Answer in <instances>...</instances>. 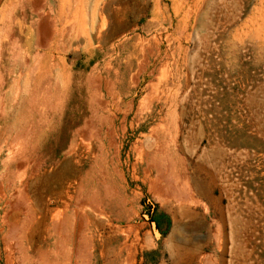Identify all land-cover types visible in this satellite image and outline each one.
<instances>
[{
	"label": "rangeland",
	"instance_id": "1",
	"mask_svg": "<svg viewBox=\"0 0 264 264\" xmlns=\"http://www.w3.org/2000/svg\"><path fill=\"white\" fill-rule=\"evenodd\" d=\"M66 181L121 217L91 258L51 233ZM0 193V264H264V0H0Z\"/></svg>",
	"mask_w": 264,
	"mask_h": 264
},
{
	"label": "bare ground",
	"instance_id": "2",
	"mask_svg": "<svg viewBox=\"0 0 264 264\" xmlns=\"http://www.w3.org/2000/svg\"><path fill=\"white\" fill-rule=\"evenodd\" d=\"M88 9V8H87ZM78 11V10H77ZM88 11V10H87ZM86 13V12H85ZM84 13V14H85ZM89 13V12H88ZM86 14L87 17L90 14ZM78 17V14L76 15ZM46 19V18H45ZM46 21V20H45ZM49 21V20H48ZM48 23V22H45ZM50 23V22H49ZM52 23V22H51ZM73 23V22H72ZM79 22H76L75 20V25H69L72 26L70 29L64 31L62 34L63 36H69V32L71 30V32L76 31V24ZM80 24V23H79ZM50 26V25H49ZM82 26V25H81ZM56 27V26H54ZM43 28V27H42ZM49 28V27H47ZM53 28V25H52ZM58 28V27H57ZM45 29V28H44ZM43 29V30H44ZM50 29V28H49ZM80 28H78L79 30ZM46 30V29H45ZM52 30V29H50ZM49 30V31H50ZM88 33L90 30V24L89 22H84L83 26L80 29V33H83L82 31ZM48 29L46 30L47 33ZM54 31V30H53ZM79 32V31H78ZM44 33V32H43ZM51 33V31H50ZM54 34L56 33V29L55 32H53ZM52 33V34H53ZM53 34V35H54ZM85 34V33H84ZM79 35V33H78ZM46 35H44L45 37ZM52 36V35H51ZM166 79V78H165ZM161 82V81H160ZM167 82V81H166ZM164 83V82H163ZM166 85V84H165ZM170 85V84H169ZM172 85V84H171ZM160 86V85H159ZM167 88V86H165ZM169 87V86H168ZM169 89V88H168ZM167 90V89H166ZM171 90V89H170ZM159 91V87L156 86L155 87V92ZM161 91V90H160ZM168 91V90H167ZM166 91V92H167ZM163 93V92H162ZM174 93V92H173ZM159 94V93H158ZM167 94V93H166ZM170 94V93H169ZM163 98L164 95L162 94ZM167 96V95H166ZM169 97V96H168ZM174 97V96H173ZM168 98L166 97L165 100H167ZM172 99V96H171ZM202 101V100H201ZM200 101V102H201ZM145 107V106H144ZM144 117V116H143ZM96 136V135H95ZM147 138V136H146ZM145 138V139H146ZM175 137L172 136L171 140H173ZM151 140V142H153L156 145V149L158 151V154H150V155H146L143 152H141L139 154V157L142 160H145L148 168H154L156 170L157 173V179L156 180H152V185L153 187H157V189H161L160 192L162 193H169L167 195H170L168 197H174L175 202L179 205L182 206L184 205L185 202H189L192 203L194 202L191 196V194L193 193H189L183 190V187L181 186V184L177 183L176 181H174L171 178V175L169 172H167L166 174H164L161 170V165H162V159L165 157V152H166V148L168 147L166 145L167 140H161L159 137H156L153 134L149 135L148 140ZM92 140H89L86 147H84V151L83 153L86 154V156H88L89 154H91L92 150ZM149 146V145H148ZM165 146H167L165 148ZM79 160V159H78ZM78 160L73 159L69 161L68 164V168L73 172H79L81 169L80 168V162H78ZM81 161V160H80ZM161 162V165H160ZM147 168V167H145ZM145 169V170H148ZM151 170V169H150ZM149 170V171H150ZM153 171V170H152ZM148 173V172H147ZM150 173V172H149ZM164 174V175H163ZM82 186L83 184L80 182V184L76 183V182H72V181H66L63 184L60 185L61 189H64V193H66V198L63 200L62 202L64 204V206H66L67 211L65 213H51V224H52V231H49V233L51 232L53 234V236H56L57 242H59L63 247L68 246L70 243H72L73 239H75L77 236L81 239L83 237H85L84 239L86 240L85 246H81L80 248L77 247V250L79 251V253H87L88 257H92L93 254L96 251V245L95 243H104L105 239L104 237H100V239H97V235H95L94 233H92L89 229H86V227L88 226V224H94L100 228H108L109 229V233L111 234L110 237H118L120 232H122V228L120 227L119 223V219L120 214L117 216L113 215V211L112 209L114 208V206H116V202L114 201V199H110L109 203H107L105 206H100L97 203L95 204H91L90 207L92 208L91 211L87 212L85 211V205H84V201L80 199V196H77L76 198L72 195L74 194H80L82 193ZM77 188V192H73V190L75 189L76 191ZM43 190V189H42ZM41 191V190H40ZM158 192V191H157ZM159 193V192H158ZM1 194V193H0ZM162 195V194H161ZM165 195V194H164ZM163 196V195H162ZM4 197V195H3ZM165 197V196H164ZM163 197V198H164ZM41 198H43V196L41 195ZM167 197H165L166 199ZM4 199V198H3ZM50 199V198H49ZM61 199V198H59ZM52 200V199H51ZM168 200V199H167ZM170 200V199H169ZM25 201V200H24ZM36 204L39 206L40 205H44L43 204V200H41L40 198H36ZM56 201V200H55ZM23 203V202H22ZM127 203V200L125 197H123L119 204H122L123 207H125V204ZM49 204V203H48ZM187 204V203H186ZM195 204V203H194ZM24 205V204H23ZM58 205V203H57ZM188 205V204H187ZM192 205V204H191ZM30 212V210H27ZM49 211V210H48ZM51 211V210H50ZM36 214V213H35ZM40 215V212H39ZM38 215V216H39ZM37 216V217H38ZM35 217V215H34ZM32 217V218H34ZM32 218H30L31 220H33ZM36 218V217H35ZM34 218V219H35ZM39 218V217H38ZM37 219V218H36ZM30 220V221H31ZM34 221V220H33ZM116 221V222H115ZM29 222V221H28ZM32 222V221H31ZM35 222V221H34ZM30 225V224H28ZM33 225V224H32ZM31 225V226H32ZM28 227V228H22L21 230L19 228H13L10 230V235H11V240H13V242H15L16 245L18 246H23L24 243H29L31 244L32 240H33V234L31 235V229L32 227ZM50 229V228H49ZM38 230V229H37ZM36 231V229H35ZM46 231V232H48ZM33 232V231H32ZM48 234V233H47ZM51 234V235H52ZM77 234V235H76ZM49 235V236H51ZM126 237H124L125 241L129 240V234L124 235ZM105 239V240H104ZM102 243V244H103ZM86 255V254H85ZM46 258H48V256H46ZM49 261V260H48ZM90 262V261H89ZM92 262V260H91ZM90 262V263H91ZM50 263V262H48Z\"/></svg>",
	"mask_w": 264,
	"mask_h": 264
}]
</instances>
